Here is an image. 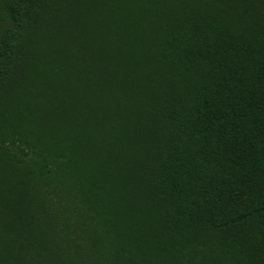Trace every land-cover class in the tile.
I'll list each match as a JSON object with an SVG mask.
<instances>
[{
    "label": "trees",
    "instance_id": "trees-1",
    "mask_svg": "<svg viewBox=\"0 0 264 264\" xmlns=\"http://www.w3.org/2000/svg\"><path fill=\"white\" fill-rule=\"evenodd\" d=\"M0 264H264V0H0Z\"/></svg>",
    "mask_w": 264,
    "mask_h": 264
}]
</instances>
